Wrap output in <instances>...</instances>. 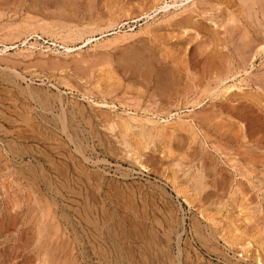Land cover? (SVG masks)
Here are the masks:
<instances>
[{
	"label": "rangeland",
	"instance_id": "obj_1",
	"mask_svg": "<svg viewBox=\"0 0 264 264\" xmlns=\"http://www.w3.org/2000/svg\"><path fill=\"white\" fill-rule=\"evenodd\" d=\"M0 85V264H264V0H0Z\"/></svg>",
	"mask_w": 264,
	"mask_h": 264
},
{
	"label": "bare ground",
	"instance_id": "obj_2",
	"mask_svg": "<svg viewBox=\"0 0 264 264\" xmlns=\"http://www.w3.org/2000/svg\"><path fill=\"white\" fill-rule=\"evenodd\" d=\"M12 1V0H11ZM87 1V0H86ZM244 1V0H243ZM255 1V0H254ZM13 4V3H12ZM68 4V3H67ZM66 4V5H67ZM34 5V4H33ZM229 5V4H228ZM256 5V4H255ZM2 6H4V5H2ZM7 6V5H6ZM240 7V6H239ZM243 7V6H242ZM248 7V6H247ZM234 8V7H233ZM254 8V7H253ZM259 8V7H258ZM241 9V8H240ZM93 10V9H92ZM4 11V10H3ZM230 11V10H229ZM243 11V10H242ZM226 14V13H225ZM233 14H234V12H233ZM239 14V13H238ZM241 14H243V13H241ZM193 15V14H192ZM221 15V14H220ZM229 15V14H228ZM245 15V14H244ZM241 16V15H240ZM224 17V16H223ZM237 20V19H236ZM187 21V20H186ZM188 21H189V19H188ZM187 21V22H188ZM230 21V20H229ZM233 21H235V20H233ZM232 21V22H233ZM259 21V20H258ZM191 22H192V20H191ZM235 22H237V21H235ZM186 23V22H185ZM223 23V22H222ZM188 24V23H187ZM193 24V23H192ZM258 24V23H257ZM193 26V25H192ZM246 26V25H245ZM227 28V27H226ZM239 28V27H238ZM224 29V28H223ZM233 29V28H232ZM246 29V28H245ZM244 30V29H243ZM225 31H226V29H225ZM170 33V32H169ZM226 33H228V32H226ZM242 33V32H241ZM168 34V33H167ZM171 34V33H170ZM213 34V33H212ZM229 34V33H228ZM248 34V33H247ZM174 35V34H173ZM196 35V34H195ZM214 35V34H213ZM249 35V34H248ZM211 36V35H210ZM246 36V35H245ZM215 37V36H214ZM220 37V36H219ZM246 37H248V36H246ZM246 37H243V38H246ZM212 38V37H211ZM216 38H218V37H216ZM228 38H229V36H228ZM249 38V37H248ZM248 38H246L247 40H248ZM219 39V38H218ZM150 41V40H149ZM216 42H217V40H215ZM218 41H220V39L218 40ZM249 42V41H248ZM253 42V41H252ZM153 43V42H152ZM211 43V42H210ZM246 43V42H245ZM250 43V42H249ZM216 44V43H215ZM214 44V45H215ZM223 44V43H222ZM224 44H225V42H224ZM223 44V45H224ZM230 44V43H229ZM145 45V44H144ZM155 45V44H154ZM157 45H158V42H157ZM200 45H201V43H200ZM212 45V44H211ZM220 45V44H219ZM217 46H218V44H217ZM217 46H216V48H217ZM222 46V45H221ZM166 47V46H165ZM226 47V46H225ZM258 47V46H257ZM159 48V47H158ZM167 48V47H166ZM172 48V47H171ZM207 48V47H206ZM213 48V47H212ZM215 48V47H214ZM213 48V49H214ZM215 48V49H216ZM223 48V47H222ZM261 48V47H260ZM126 49H127V47H126ZM146 49H148V47L146 48V46H145V52H143V50L144 49H142L141 48V50H139V51H137V53H136V55H135V57L133 58V60L131 61V62H133V68H135V70L138 72L137 74H135V71H133L134 72V74L138 77L139 76V80L141 81V83L144 81V82H146V84H144L145 86L146 85H149V84H151L152 83V79L154 78L153 77V72H152V66H153V64H152V62H154V59H155V54H154V51L151 49V51H148L147 52V50ZM149 49H150V47H149ZM148 49V50H149ZM168 50V49H167ZM221 50V49H220ZM121 51V50H120ZM160 51V50H159ZM201 51V50H200ZM213 51H215V50H213ZM217 51H219V50H217ZM223 51V50H222ZM225 51V50H224ZM258 51V50H257ZM211 52V51H210ZM220 52V51H219ZM161 54V53H160ZM212 54V53H211ZM213 54H214V52H213ZM221 54H222V52H221ZM129 55H131V54H129ZM132 56V55H131ZM164 56V55H163ZM172 56V55H171ZM211 56V55H210ZM242 56H244V55H242ZM133 57V56H132ZM208 57V56H207ZM218 58H220L219 56H217ZM216 57V58H217ZM97 58V57H96ZM163 58V57H162ZM181 58V57H180ZM215 58V59H216ZM239 58V57H238ZM243 58V57H242ZM99 59V58H98ZM123 59H125V58H123ZM129 60H130V58H128ZM167 59V58H166ZM177 59V58H176ZM215 59H213L211 62H208L209 64L207 65V66H209L207 69L208 70H211L212 69V71L210 72L211 74L212 73H214V70L215 71H217V68L219 69L220 67L219 66H221V64L222 63H220V65L218 64V62H220L221 60L220 59H217V60H215ZM240 59V58H239ZM246 59V58H245ZM158 61H160L161 60V58L159 59V57H158V59H157ZM179 60V59H178ZM78 61V60H77ZM81 61V60H80ZM79 61V62H80ZM112 61V60H111ZM110 61V62H111ZM157 61V62H158ZM52 62H53V60H52ZM55 62V61H54ZM59 62V61H58ZM106 62V61H105ZM109 62V63H110ZM223 63H224V61H222ZM45 63H46V61H45ZM66 63V62H65ZM64 63V64H65ZM123 63V62H122ZM160 63V62H159ZM38 64H39V62H38ZM55 64V63H54ZM100 64V63H99ZM175 64V63H174ZM173 64V65H174ZM51 65H53V64H51ZM119 65V64H118ZM120 65H121V63H120ZM125 65V64H124ZM123 65V66H124ZM127 65V64H126ZM158 65V64H157ZM46 66V65H45ZM54 66V65H53ZM66 66V65H65ZM122 66V67H123ZM135 66V67H134ZM176 66V65H175ZM90 67V66H89ZM94 67V66H93ZM114 67V66H113ZM124 67H126V69H127V66H124ZM205 67V66H204ZM230 67V66H229ZM235 67V66H234ZM49 68V67H48ZM62 68V67H61ZM92 68V67H91ZM108 68V67H107ZM112 68V67H111ZM119 67H117V69H118ZM128 68H130V66L128 67ZM133 68H130V69H133ZM155 68V67H154ZM180 68V67H179ZM211 68V69H210ZM32 69V68H31ZM76 69V68H75ZM102 69V68H101ZM121 69H123V68H121ZM125 69V68H124ZM123 69V70H124ZM206 69V70H207ZM84 70H86V69H84ZM172 71H173V69H171ZM207 70V71H208ZM220 70V69H219ZM155 71V70H154ZM169 71V69L167 70V71H165L164 69L162 70V71H160V73H159V76H158V78H156V80H155V82H154V85L156 86L155 88H158V86L160 87V89L162 90V92L161 91H159V92H161L160 94H162V93H165V92H167V90H168V92H169V90L175 85V79H176V81H179V79H177V77L175 76V77H173V75H176L177 73H174L173 75L170 73V72H168ZM171 71V72H172ZM180 71V70H179ZM179 71H178V73H179ZM86 72V71H85ZM123 72V71H122ZM128 72H129V70H128ZM174 72V71H173ZM175 72H177L176 70H175ZM209 72V71H208ZM218 72V71H217ZM89 73V72H88ZM106 73V72H105ZM124 73V72H123ZM168 73H170V74H168ZM207 73V72H206ZM221 73V72H220ZM126 74V73H125ZM15 75V74H14ZM178 75H181L180 73L178 74ZM204 75V74H203ZM213 75V74H212ZM218 75V74H217ZM87 76V75H86ZM183 76V75H182ZM108 77V76H107ZM151 77H153V78H151ZM179 78V77H178ZM105 79H107V78H105ZM120 79V78H119ZM11 80H9V81H6L7 82V84H8V82H10ZM99 81V80H98ZM139 81V82H140ZM6 82H3V83H6ZM12 82V81H11ZM13 83V82H12ZM11 83V84H12ZM103 83V82H102ZM156 83V84H155ZM130 84V83H129ZM137 84V83H136ZM177 84H179V83H177ZM17 85V84H16ZM125 85H126V83H125ZM139 85V84H138ZM188 85H189V83H188ZM1 86V85H0ZM7 86H9V85H7ZM6 86V87H7ZM12 86H14V83H13V85ZM130 86H133V85H130ZM141 86H142V84H141ZM16 87V86H15ZM99 87V86H98ZM134 87H136V86H134ZM186 87V86H185ZM193 87H196V86H194L193 85ZM17 88V87H16ZM108 88V87H107ZM177 88V87H176ZM175 88V89H176ZM2 89V88H1ZM0 89V90H1ZM195 89V88H194ZM198 89V88H197ZM140 90H141V88H140ZM153 90V89H152ZM14 91V90H13ZM19 91H21V88H20V90ZM25 90L23 89V92H24ZM139 91V90H138ZM3 92V91H2ZM18 92V91H17ZM22 91H21V93H23ZM145 92V91H144ZM173 92H174V90H173ZM13 93V92H12ZM20 93V94H21ZM140 93V92H139ZM141 93H142V91H141ZM10 94V93H9ZM24 94H26V92L24 93ZM23 94V95H24ZM144 94V93H143ZM173 94V93H172ZM12 95V94H11ZM13 95H15V94H13ZM27 95H29V94H27ZM142 94H140V95H138V96H141ZM12 98H14V96H11ZM30 97H32V96H29V98ZM169 97V96H168ZM3 98H4V96H3ZM11 98V99H12ZM16 98H18L17 100L18 101H20L19 100V97H16ZM23 98V97H22ZM21 98V99H22ZM27 98H28V96H27ZM141 98H142V96H141ZM170 98V97H169ZM168 98V99H169ZM26 99V98H25ZM137 99H140V97H138ZM7 100V99H6ZM27 100H29V99H26V101ZM32 100V99H31ZM31 100H30V102H31ZM141 100V99H140ZM9 101V100H8ZM21 101H23V100H21ZM164 101H166V100H164ZM240 101V100H239ZM2 103V102H1ZM0 103V104H1ZM22 103V102H21ZM21 103H19V104H21ZM26 103V102H25ZM60 103V102H59ZM168 103V102H167ZM255 103V102H254ZM259 103V102H258ZM28 104V103H27ZM24 105V104H23ZM242 105V104H241ZM244 105V104H243ZM242 105V106H243ZM253 105V104H252ZM3 106H5V105H3ZM8 106V105H7ZM12 106V105H11ZM30 106H31V104H30ZM33 106V105H32ZM152 106V105H151ZM10 107V106H9ZM162 107V106H161ZM250 107V106H249ZM248 107V108H249ZM252 107V106H251ZM262 107V106H261ZM4 108V107H3ZM165 108V107H164ZM257 108V107H256ZM2 109V108H1ZM19 109V108H18ZM33 109V108H32ZM213 109V108H212ZM250 109V108H249ZM252 109H253V107H252ZM9 110H10V108H9ZM26 110V108L24 109V111ZM34 110V109H33ZM63 110V109H62ZM61 109H60V111H62ZM210 110V109H209ZM236 110V109H235ZM254 110V109H253ZM253 110H251V113L253 112V114H252V117H251V119L249 120V122H250V124H251V127H252V129H253V131L256 133V132H259V133H263L264 134V115H261L260 113L261 112H259L260 110H258L257 112H255V111H253ZM233 111V110H232ZM3 112V111H2ZM210 113V112H209ZM213 113V112H212ZM218 113V112H217ZM14 114V113H13ZM31 114V113H30ZM220 114V113H219ZM7 115V114H6ZM15 115V114H14ZM22 115V114H21ZM34 115H35V112H34ZM202 115H203V113H202ZM202 115H200V116H202ZM248 115V114H247ZM8 116H10V115H8ZM19 116V115H18ZM17 116V117H18ZM58 116V115H57ZM205 116V115H204ZM11 117V116H10ZM216 117V116H215ZM242 117V116H241ZM205 118V117H204ZM34 119H37V118H34ZM205 119H208V118H205ZM209 119H211V118H209ZM1 120V119H0ZM29 119H27V121H28ZM108 121H109V119H107ZM14 121H16V120H14ZM14 121H11V122H14ZM24 121H25V119H24ZM8 122V121H7ZM10 122V121H9ZM39 122V121H38ZM104 122H107V121H104ZM26 123V122H25ZM28 123H29V121H28ZM40 123V122H39ZM9 124V123H8ZM12 124V123H11ZM32 124L33 125H35L34 123H33V121H32ZM64 124V123H63ZM109 125V124H108ZM209 125V124H208ZM234 125V124H233ZM241 125V124H240ZM32 126V125H31ZM37 126H39V125H37ZM238 126V125H237ZM242 126V125H241ZM21 127H23V126H21ZM28 127H30V126H28ZM40 127V126H39ZM19 128V127H18ZM24 128V127H23ZM42 128H44V127H42ZM233 128V127H232ZM240 127H238V129H236V130H240L239 129ZM248 128V127H247ZM36 129V128H35ZM219 129V128H218ZM221 129V128H220ZM251 129V128H250ZM13 130V132H14V130L15 129H12ZM25 130H27V129H25ZM30 130H31V128H30ZM43 130H45V129H43ZM112 130V129H111ZM234 130V129H233ZM243 130V129H242ZM2 131V130H1ZM22 131V130H21ZM28 131V130H27ZM46 131V130H45ZM109 131V130H108ZM223 131V130H222ZM244 131V130H243ZM20 132V131H19ZM23 132H24V130H23ZM26 132V131H25ZM31 132V131H30ZM35 132V131H34ZM38 132V131H37ZM219 132V131H218ZM224 132V131H223ZM6 133V132H5ZM8 133H9V131H8ZM8 133H6V134H8ZM12 133V132H11ZM17 133H18V131H17ZM32 133V132H31ZM40 133V132H39ZM222 133V132H221ZM243 133V132H242ZM28 134V133H27ZM27 134H25V135H27ZM35 134H37L36 132H35ZM237 134V133H236ZM21 135V134H20ZM29 135H31V134H29ZM224 135H225V133H224ZM258 135V134H257ZM19 136V135H18ZM21 136H24V134L23 135H21ZM36 136H38V135H36ZM226 136V135H225ZM48 137H50V135L48 136ZM47 137V138H48ZM241 137V136H240ZM250 137V136H249ZM257 137V136H256ZM34 138V137H33ZM32 138V139H33ZM245 138V137H244ZM35 139H37V138H35ZM262 139V138H261ZM12 140V139H11ZM22 140V139H21ZM27 140H29V139H27ZM189 140V139H188ZM236 140V139H235ZM254 140V139H253ZM38 141V140H37ZM123 141V140H122ZM238 141V140H237ZM30 142V141H29ZM236 142V141H235ZM250 142H252L251 140H250ZM254 142V141H253ZM123 143H125L126 144V142H124L123 141ZM122 143V144H123ZM37 144V143H36ZM244 144H245V142H244ZM251 144V143H250ZM43 145H45V144H43ZM47 145V144H46ZM45 145V146H46ZM55 145V144H54ZM59 145V144H58ZM62 145V144H61ZM129 145V144H128ZM243 145V144H242ZM248 145V144H247ZM60 147V146H59ZM255 147V146H254ZM61 148H62V146H61ZM60 148V149H61ZM141 148V147H140ZM63 149V148H62ZM143 149V148H142ZM237 149V148H236ZM240 149V148H239ZM248 149V148H247ZM56 150V149H55ZM64 150V149H63ZM249 151L251 150V149H248ZM49 152V151H48ZM58 152V151H57ZM77 152V151H76ZM251 152H253V151H251ZM45 153V152H44ZM60 153H62V152H60ZM67 153V152H66ZM249 153V152H248ZM256 153V152H255ZM41 154V153H40ZM49 154V153H48ZM119 154V153H118ZM263 154V153H262ZM47 155V154H46ZM250 155V154H249ZM248 155V156H249ZM119 156V155H118ZM244 156V155H243ZM52 157V156H51ZM69 157V156H68ZM250 158V157H249ZM66 159V158H65ZM68 159V158H67ZM75 159H76V157H75ZM243 159V158H242ZM247 159V158H246ZM252 159V158H251ZM70 160V159H69ZM248 160H250V159H248ZM49 161V160H48ZM59 161V160H58ZM147 161V160H146ZM149 161V160H148ZM257 161V160H256ZM67 162V161H66ZM75 162H77L76 160L74 161V164H75ZM208 162V161H207ZM258 162V161H257ZM261 162V161H260ZM45 163H46V161H45ZM56 163V162H55ZM69 163V162H68ZM81 163V162H80ZM247 163V162H246ZM253 163V162H252ZM262 164V163H261ZM260 164V165H261ZM58 165V164H57ZM64 165V164H63ZM67 165V164H66ZM84 165V164H83ZM255 165V164H254ZM65 166V165H64ZM76 166V165H75ZM79 166V165H78ZM119 166V165H118ZM145 166V165H144ZM207 167V166H206ZM81 168H84L85 169V167H81ZM147 168V167H146ZM73 169V168H72ZM68 170V169H67ZM76 170H77V168H76ZM83 170V169H82ZM81 169L79 170V167H78V172H77V174H81V176H83L84 177V171H82ZM212 170V169H211ZM63 171V170H62ZM160 171V170H159ZM264 171V170H263ZM61 172V171H60ZM88 173V172H87ZM86 173V174H87ZM54 174V173H53ZM60 174V173H59ZM63 174H64V172H63ZM91 174V173H90ZM56 175V174H55ZM60 175H62V174H60ZM76 175V174H75ZM32 176H33V174H32ZM58 176V175H57ZM87 176V175H86ZM91 176V175H90ZM66 177V176H65ZM74 177V176H73ZM72 177V178H73ZM79 177V176H78ZM89 176H87V178H88ZM97 177V176H96ZM209 177V176H208ZM37 178V177H36ZM46 178V177H45ZM69 178V177H68ZM77 178V177H76ZM92 178V177H91ZM90 178V179H91ZM98 178V177H97ZM58 179V178H57ZM62 179H64V178H62ZM89 179V180H90ZM94 179H96V178H94ZM102 179V178H101ZM34 180V179H33ZM32 180V181H33ZM86 180H88V179H86ZM89 180L88 181H86L88 184L87 185H89ZM219 180V179H218ZM224 180V179H223ZM264 180V179H263ZM51 181V180H50ZM55 181V180H54ZM66 181V180H65ZM64 181V182H65ZM73 181H75V180H73ZM84 181V180H83ZM90 181H92V180H90ZM95 180H93V182H94ZM103 181V180H102ZM211 180H209V182H210ZM220 181V180H219ZM46 182V181H45ZM71 182V181H70ZM69 182V183H70ZM97 182V181H96ZM95 182V183H96ZM51 183V182H50ZM54 183V182H53ZM63 183V182H62ZM72 183V182H71ZM74 183V182H73ZM84 183V182H83ZM172 183V182H171ZM47 184V183H46ZM59 184V183H58ZM65 184V183H64ZM68 184V183H67ZM75 184V183H74ZM101 183H98V186L97 187H99V185H100ZM51 185H53V184H51ZM61 185V184H60ZM69 185V184H68ZM76 185H77V183H76ZM103 185V184H102ZM223 185V184H222ZM55 186H56V184H55ZM62 186V185H61ZM80 186V185H79ZM92 186H93V184H92ZM94 186H95V184H94ZM93 186V187H94ZM77 187V186H76ZM101 187V186H100ZM75 188V187H74ZM85 188V187H84ZM120 188V187H119ZM128 188V187H127ZM222 188V187H221ZM56 189V188H55ZM63 189L68 193V194H70V195H74V193L75 192H73V187L72 188H69V186H67V185H64L63 186ZM76 189V188H75ZM80 189V188H79ZM114 189V188H113ZM113 189L111 188V190L113 191ZM121 189V188H120ZM190 189V188H189ZM53 190V189H52ZM51 190V191H52ZM78 190V189H77ZM76 190V191H77ZM81 190V189H80ZM83 190V189H82ZM115 190V189H114ZM119 190V189H118ZM118 190H116V191H118ZM129 190V189H128ZM58 191V190H57ZM61 191V190H60ZM125 191V190H124ZM130 191L131 190H129V193H130ZM186 191H188V190H186ZM107 192V191H106ZM126 192V191H125ZM115 193V191L113 192V194ZM117 193V192H116ZM121 193V192H120ZM133 193H134V191H133ZM81 194V193H80ZM122 194V193H121ZM138 194V193H137ZM43 195V194H42ZM67 195V194H66ZM107 195V194H106ZM112 195V194H111ZM115 195V194H114ZM124 195H127L126 193L124 194ZM108 196V195H107ZM118 196V195H117ZM86 197V196H85ZM112 197V196H111ZM119 197V196H118ZM130 198H132V197H134L133 196V194H132V197L131 196H129ZM113 198V197H112ZM115 198V197H114ZM117 198V197H116ZM115 198V199H116ZM124 198V197H123ZM129 198V199H130ZM135 198V197H134ZM133 198V199H134ZM72 199V198H71ZM79 199V198H78ZM119 199V198H118ZM122 199V198H121ZM126 199H128V198H126ZM129 199H128V201H129ZM70 200V199H69ZM130 200H132V199H130ZM79 201V200H78ZM119 201V200H118ZM123 201H126V200H123ZM144 201V200H143ZM163 201V200H162ZM132 202H134V201H131V203ZM75 203V202H74ZM81 203H83V202H81ZM84 204V203H83ZM82 205V204H81ZM85 205V204H84ZM88 205V204H87ZM117 205V204H116ZM126 205V204H125ZM135 205V204H134ZM133 205V206H134ZM204 205V204H203ZM127 206V205H126ZM143 206V205H142ZM72 207V206H71ZM119 207V206H118ZM128 207V206H127ZM130 207H131V204H130ZM135 207H136V205H135ZM86 208V207H85ZM84 208V209H85ZM123 208H124V206H123ZM122 208V209H123ZM145 208V207H144ZM106 209V208H105ZM127 209V208H126ZM132 209V208H131ZM143 209V208H142ZM119 210V209H118ZM128 210H130V209H128ZM134 210H135V208H134ZM83 211V210H82ZM86 211V210H85ZM84 211V212H85ZM90 211V210H89ZM88 211V212H89ZM104 211V210H103ZM124 211H125V209H124ZM127 211V210H126ZM131 211V210H130ZM129 211V212H130ZM72 212V211H71ZM121 212V211H120ZM82 213V212H81ZM80 213V214H81ZM86 213V212H85ZM92 213H93V211H92ZM96 213V212H95ZM102 213V212H101ZM122 213H124V212H122ZM126 213V212H125ZM128 213V212H127ZM131 213V212H130ZM134 213V212H133ZM136 214H137V212H135ZM134 213V214H135ZM140 213V212H139ZM138 213V214H139ZM162 213V212H161ZM98 214V213H97ZM107 214V213H106ZM129 214V213H128ZM134 214H132L131 213V215H134ZM143 214V213H142ZM82 215V214H81ZM86 216H87V214H85ZM91 215V214H90ZM100 215V214H99ZM108 215V214H107ZM130 215V214H129ZM144 215V214H143ZM80 216V215H79ZM85 216V217H86ZM95 216V215H94ZM122 216H123V214H122ZM121 216V217H122ZM126 216H127V214H126ZM141 216V215H140ZM97 217H99L98 215H97ZM101 217V216H100ZM128 217V216H127ZM131 217V216H130ZM137 217V216H136ZM80 218V217H79ZM78 218V219H79ZM83 216L80 218L82 221H83ZM105 218V217H104ZM113 218V217H112ZM134 218V217H133ZM141 218V217H140ZM142 218H144V216H142ZM65 219V218H64ZM86 219H88L87 217H86ZM95 219V218H94ZM99 219V218H98ZM108 219H109V216H108ZM122 219H124V217H122ZM127 219V218H126ZM131 219V218H130ZM135 219H137V218H135ZM102 220V219H101ZM106 220H107V218H106ZM111 220V219H110ZM116 220V219H115ZM118 221H120L121 220V218H120V220L119 219H117ZM125 220V219H124ZM89 220H86V222H88ZM93 221V220H92ZM98 221V220H97ZM104 221V220H103ZM108 221V220H107ZM123 221V220H122ZM122 221H120V222H122ZM127 221H129V219L127 220ZM141 221V220H140ZM90 222V223H89ZM88 222V224H91V226L92 227H94V229L96 230V231H99V229H98V227L96 226L97 224H95V223H92L91 221H89ZM109 222V221H108ZM134 221H132V223H133ZM138 222V221H137ZM158 222V221H157ZM82 223V222H81ZM100 223V222H99ZM106 223V222H105ZM123 223H126L127 224V222H126V220H125V222H123ZM135 223V222H134ZM139 223V222H138ZM144 223V222H143ZM173 223V222H172ZM171 223V224H172ZM113 224V223H112ZM167 224V223H166ZM176 224V223H175ZM121 225V223L119 224V226ZM146 225V224H145ZM103 226V225H102ZM106 226H107V224H106ZM114 226H116V224L114 225ZM122 226V225H121ZM133 226V225H132ZM131 226V227H132ZM136 226V225H135ZM139 225H137V227H138ZM100 227V226H99ZM127 227V226H126ZM134 227V226H133ZM144 227V226H143ZM170 228H171V226H169ZM168 227V228H169ZM86 228H87V226H86ZM114 228V227H113ZM123 228H124V226H123ZM122 228V229H123ZM144 229V228H143ZM114 230V229H113ZM54 231V230H53ZM90 231V230H89ZM95 231V232H96ZM105 231H106V229H105ZM117 231V229L114 231V232H116ZM137 232V230H134V232ZM55 232V231H54ZM91 233H92V231H90ZM117 232H121V231H117ZM135 232V233H136ZM144 232V231H143ZM234 232V231H233ZM111 233V232H110ZM113 233V232H112ZM121 234H123L124 235V233H121ZM144 234V233H143ZM87 235H89V234H87ZM96 235V234H95ZM116 235V234H115ZM120 235V234H119ZM119 235H118V238H120L119 237ZM137 235H138V233H137ZM120 236H122V235H120ZM138 236H140V234L138 235ZM136 237V236H135ZM113 238V237H112ZM123 238H124V236H123ZM140 238V237H139ZM56 240V239H55ZM89 240H90V238H89ZM118 240V239H117ZM120 240V239H119ZM62 241V240H61ZM115 241V240H114ZM170 241V240H169ZM246 241H247V239H246ZM96 242V241H95ZM102 242V241H101ZM123 242V241H122ZM92 243V242H91ZM94 243V242H93ZM104 243V242H103ZM119 243V242H118ZM124 243H125V240H124ZM62 244V243H61ZM90 244V243H89ZM99 244V243H98ZM94 245V244H93ZM93 245H92V247H93ZM96 245V244H95ZM94 245V246H95ZM112 245V244H111ZM125 245V244H124ZM101 246V245H100ZM115 246V245H114ZM123 246V245H122ZM54 247V246H53ZM90 247V246H89ZM96 247V246H95ZM66 248V247H65ZM91 248V247H90ZM98 248V247H97ZM101 248V247H100ZM108 248V247H107ZM121 248V247H120ZM70 249V248H69ZM68 249V250H69ZM91 249H93V248H91ZM102 249H103V247H102ZM114 249V248H113ZM123 249V248H122ZM52 250V249H51ZM71 250V249H70ZM101 250V249H100ZM106 250V249H105ZM109 250H111L110 248H109ZM108 250V251H109ZM118 250V249H117ZM107 251V252H108ZM97 252V251H96ZM110 252H112V251H110ZM122 252V251H121ZM54 253V252H53ZM104 253V252H103ZM109 253V252H108ZM113 253V252H112ZM111 253V254H112ZM116 253V252H115ZM118 253V252H117ZM143 253V252H142ZM60 254V253H59ZM108 255V254H107ZM123 255V254H122ZM97 256H99L98 255V253H97ZM120 256V255H119ZM126 256V255H125ZM113 258H114V255L112 256ZM116 257V256H115ZM121 257V256H120ZM119 257V258H120ZM99 258V257H98ZM101 258V257H100ZM112 258V259H113ZM127 258V257H126ZM67 259V258H66ZM102 259H104V258H102ZM107 259H108V257H107ZM111 259V258H110ZM109 260V259H108ZM130 260H131V258H130ZM129 260V261H130ZM105 262H106V260H104ZM112 261V260H111ZM128 261V260H127ZM128 261V262H129ZM110 262V261H109ZM113 262V261H112ZM131 262V261H130ZM104 263V262H103ZM107 263V262H106ZM114 263V262H113ZM113 263H110V264H113ZM117 263V262H116Z\"/></svg>",
	"mask_w": 264,
	"mask_h": 264
}]
</instances>
